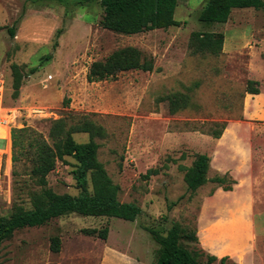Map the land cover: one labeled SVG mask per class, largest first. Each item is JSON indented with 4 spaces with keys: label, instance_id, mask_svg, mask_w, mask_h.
I'll list each match as a JSON object with an SVG mask.
<instances>
[{
    "label": "rangeland",
    "instance_id": "374dc122",
    "mask_svg": "<svg viewBox=\"0 0 264 264\" xmlns=\"http://www.w3.org/2000/svg\"><path fill=\"white\" fill-rule=\"evenodd\" d=\"M76 1L0 0L4 105L20 114L11 131L29 129L16 147L11 132L8 142L0 138V148L8 145L0 170V216L17 206L31 208L44 188L80 192L71 156L56 161L45 185L31 173L32 131L47 138L50 121L63 116H84L103 126L97 157L118 185V199L136 203L141 213L133 221L69 213L16 230L0 246V264H102L114 255L108 248L139 264H154L158 245L145 227L165 233L174 221L196 231L197 242L183 243L214 254L212 264H221L224 255V264H264V7H235L226 22L207 24L198 18L206 0H178L179 25L126 34L100 25L103 9L97 1ZM192 31L222 32L220 53H193ZM127 45L152 56L157 70L87 80L92 61ZM13 64L24 74L16 98ZM249 79L258 82L259 93L246 91ZM176 92L189 103L172 113L168 96ZM222 122L221 135L212 136ZM73 136L78 142L88 139L86 133ZM199 153L210 158L208 177L235 179L231 190L210 180L195 191L187 188L179 165H191ZM150 168L159 171L145 177ZM104 226L106 239L83 231ZM237 229L246 234L241 243ZM53 236L60 238L58 252L51 250ZM205 261L200 257V264Z\"/></svg>",
    "mask_w": 264,
    "mask_h": 264
},
{
    "label": "trees",
    "instance_id": "16d2710c",
    "mask_svg": "<svg viewBox=\"0 0 264 264\" xmlns=\"http://www.w3.org/2000/svg\"><path fill=\"white\" fill-rule=\"evenodd\" d=\"M97 1L103 14L100 25L115 32L134 34L155 28H167L171 25H179L174 18V11L178 0H77L78 3H90ZM235 7L263 8L264 0H206L199 13V20L207 23H224L228 20L230 12ZM14 34L13 26L10 28ZM224 41L222 32L192 31L189 37V47L193 53L209 52L219 54ZM152 56L144 54L139 48L127 45L113 50L105 58L91 62L88 72V81H99L115 78L119 72L140 69L143 71L157 70L154 67ZM34 71V68L29 70ZM13 97L19 95V88L24 77L17 64L12 65ZM257 81L249 79L246 91L259 93ZM168 99L169 110L174 113L188 105V96L181 93H173ZM69 98L64 100L68 103ZM210 134L219 137L225 127V123H216ZM28 128H13L11 131L12 146L16 147L24 141L22 136ZM32 131V130H31ZM33 137L28 142L27 151L32 162L31 173L39 184L47 183V174L55 168L57 160H63L65 156L75 159L74 168L71 170L76 185L80 188L77 195L68 192L57 193L51 188H44L39 195L33 196L32 207L17 206L9 215L0 216V246L10 238L16 230L41 226L51 219L69 213H77L84 216H108L119 217L126 220H135L141 213V208L133 202H123L118 199V185L108 175L103 163L98 159L97 153L100 143L96 138L105 136L106 131L102 125L95 123L87 117L72 118L63 116L50 121L47 138L40 133L32 131ZM74 133H86L88 139L83 142L75 140ZM13 160L17 156L13 154ZM210 158L206 153H199L189 166L180 164L183 170V179L190 191L205 184L207 181L215 182L223 190H231L235 179L223 174L208 177ZM158 168H150L144 175L158 173ZM89 179L92 191L88 190ZM158 247L155 251L154 264H200V257L205 256V264H212L217 257L214 254L204 252L202 249H190L184 245L187 242H197L194 229H188L181 223L174 221L163 233L160 230L146 226ZM86 234L95 235L101 239L108 236V227L90 228L83 230ZM60 238H51V250L58 252ZM227 255L218 260L224 264Z\"/></svg>",
    "mask_w": 264,
    "mask_h": 264
},
{
    "label": "built area",
    "instance_id": "2783aa9c",
    "mask_svg": "<svg viewBox=\"0 0 264 264\" xmlns=\"http://www.w3.org/2000/svg\"><path fill=\"white\" fill-rule=\"evenodd\" d=\"M4 90V80L0 79V138H4L8 142L10 138L11 127L13 126V123L16 122L20 114L16 108L6 107L4 105ZM6 133H8V137L4 136ZM7 146L8 145H6L5 148H0V170L3 164V156L6 153Z\"/></svg>",
    "mask_w": 264,
    "mask_h": 264
},
{
    "label": "crops",
    "instance_id": "0c3cea01",
    "mask_svg": "<svg viewBox=\"0 0 264 264\" xmlns=\"http://www.w3.org/2000/svg\"><path fill=\"white\" fill-rule=\"evenodd\" d=\"M236 236H235V239L237 240V242H240L241 243V241H243V239H245V237H246V234H245V232H243V230H239V229H237L236 230ZM109 250H110V252H112V253H114V255L113 254H111V255H109V256H105L104 258H103V263L102 264H109V261H110V259H116V260H118L117 262H118V264H131V263H133V264H139V262L138 261H136L135 259H133L132 257H130L129 255L127 256L125 253H123V252H120V251H118V250H116V249H111V248H108ZM213 253H215V252H213ZM224 254L225 253H227V254H230L231 255V253H229V252H223ZM222 253V254H223ZM215 254H217V252L215 253ZM124 261H128V263H125Z\"/></svg>",
    "mask_w": 264,
    "mask_h": 264
},
{
    "label": "bare ground",
    "instance_id": "6f19581e",
    "mask_svg": "<svg viewBox=\"0 0 264 264\" xmlns=\"http://www.w3.org/2000/svg\"><path fill=\"white\" fill-rule=\"evenodd\" d=\"M4 136H5V137H8V133H6Z\"/></svg>",
    "mask_w": 264,
    "mask_h": 264
}]
</instances>
